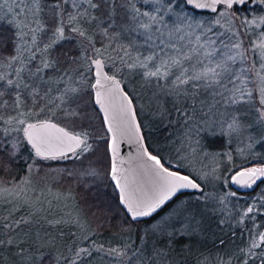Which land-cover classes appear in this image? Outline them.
Listing matches in <instances>:
<instances>
[{
	"label": "snow or ice",
	"instance_id": "1",
	"mask_svg": "<svg viewBox=\"0 0 264 264\" xmlns=\"http://www.w3.org/2000/svg\"><path fill=\"white\" fill-rule=\"evenodd\" d=\"M128 83L134 86L131 92ZM136 87L143 91L136 93ZM255 90L259 100L252 105ZM88 103L99 106L107 134L105 154L96 162L107 160L101 170L118 190L125 213L111 227L127 237L105 247L95 239L97 230L89 229L79 237L73 234L71 255L31 246L18 250L20 264H91L94 254L117 264H183L173 246L194 230L155 216L185 190L200 202L215 198L204 181L220 180V163L232 165L233 157L223 150L206 151L204 137L247 141L248 149L264 146V0H0V203L12 208L0 218V230L8 237L39 215L35 204L43 203L35 192L50 176L87 186L85 178L98 175L84 164L92 159L88 154L95 153L96 141L105 139L88 130ZM249 110L256 112L253 121L246 119ZM141 112L160 125H171L173 113L179 115L187 129L182 159L212 158L215 164H205L208 170L199 173L194 166L185 172L182 164L166 166L145 144ZM125 140L137 146L131 158L135 168H126L130 160L121 156ZM68 161L71 169L44 171ZM223 171L233 172L223 183L237 189L255 191L264 184V160ZM28 191L34 198L21 203ZM230 198L248 197L228 190L217 199L224 204ZM250 199L247 205L234 204L235 216L219 221L231 228L229 220L235 219L241 234H248L245 246L236 249V264H264V231H259L264 224H257V217H264V189ZM25 207L30 209L26 215L13 218ZM145 222L147 229H138L133 238L134 226ZM67 223L83 231L78 221ZM12 242L0 239V245ZM232 260L210 252L197 264Z\"/></svg>",
	"mask_w": 264,
	"mask_h": 264
},
{
	"label": "trees",
	"instance_id": "2",
	"mask_svg": "<svg viewBox=\"0 0 264 264\" xmlns=\"http://www.w3.org/2000/svg\"><path fill=\"white\" fill-rule=\"evenodd\" d=\"M4 30L5 34H7L8 29L6 26H4ZM89 80L94 82L92 77H89ZM133 87L132 83H128L126 90L131 92L133 91ZM88 91L91 92L92 90L88 89ZM142 91L143 89L139 87L135 89L136 93H141ZM258 100L259 96L255 90L251 104L257 105ZM143 103V100L138 101V105H143ZM87 115L90 117L92 125V127L88 129L90 134L95 137V135L99 133L101 136L105 137L104 140H98L94 144L95 153L88 154L92 159L90 161L85 159L84 161L86 166L90 164L92 167L96 168L98 175L95 178H85L88 181L87 186H82L81 183H77L76 181L69 182L67 180H62L57 182L53 175L48 178L46 184H41L38 188L41 190L45 189L46 191L50 189L54 193L59 192L70 197L75 209L74 211L78 215L77 221L83 231L67 223L69 220H74V217H71V215L70 217H66L65 213H62L58 208L42 209L39 215L33 218L34 222L32 224L22 227L18 231L19 234L23 235V237H20L22 238L20 240H25L24 234L27 233L30 227H35V231L40 229L39 231L45 234H40L39 243L35 246H42L44 252H50L53 255H71L69 249L74 247L73 234L79 237L83 235V232L89 229L97 230L95 239L102 242L105 247L122 244L127 237V233H118L116 228L111 227L113 224H119L120 219L124 217L125 213L118 202V190L115 188L113 182L106 176L105 171L101 170L106 169L107 160L104 159L101 163L96 162L97 159L104 156L106 150L107 134L103 127V115L94 103L87 104ZM255 118L256 112L249 110L246 119L253 121ZM139 119L142 121L143 125H145V127H143V132L145 134L146 146L153 154L162 156L166 166L175 167L176 165L182 164L183 167L180 169L182 172L190 171L194 166L197 173H199L208 170L204 167L205 164L209 166L215 164L216 161L212 158L207 160H204L202 157H198L195 160L191 157L182 159L186 154V147L184 146H186L185 133L187 129L184 128L182 118L179 115L173 113L171 119L174 122L171 125H168L167 122H165V125H160L157 121L145 119L144 112L139 113ZM209 119L215 120L217 117L210 116ZM224 119H227V117ZM64 123L68 122L65 121ZM69 127H71L70 124ZM217 131H219L218 128ZM203 143L206 151L216 153L223 150L225 152H231L233 157L232 165H228L226 162L220 163V171L217 173V175L221 176L220 180L208 179L204 181L205 191L211 193L215 198L209 199L206 202H200L195 198L192 192L185 190L155 216L157 220L164 217L173 225L179 226L183 223L194 230L192 234L179 239L173 246L176 255L179 256L183 264H197L198 259L202 255L207 256L208 253L222 246L220 240L223 239L225 243L236 241L244 233H247L244 232L241 234L242 226H237L235 219L229 220V223L232 225L231 228L228 224L221 226L219 221L228 218L229 215L235 216L237 209L233 208L234 204L247 205L252 202L250 199L251 197L256 196L260 189H264V184H261L260 189H256L255 191H245L233 188L230 183H223L225 177H230L233 174L232 171L224 173L223 170L225 167L239 169L258 165L261 160H264V146L254 145L252 149H248L246 147L247 141L240 143L237 140L219 135H206ZM178 150H180L179 154ZM216 160H219V157H216ZM189 161H191V163H189ZM64 167L71 169L73 167V162H57L54 164L53 168H45L44 171L55 173L58 169ZM76 167L79 168V162L76 163ZM20 174L23 175L22 172ZM228 190H236L239 193H244L248 198L241 199L238 202L230 198L225 201L224 204L219 203L217 198L224 195L225 191ZM225 208L226 210L222 211V209ZM1 210L0 214H5L0 216V218L8 217L10 212H12V210H7L3 207ZM29 211L30 209L25 207L22 208L19 213H12V216L13 218H15L16 215L23 216ZM61 219L66 221V223L60 225H56L55 223L50 225L47 223V221L54 222ZM237 219H239V217H237ZM245 223L248 228H252L251 221L246 220ZM100 224H105L106 226L102 230H99L98 226ZM257 224H264V217H257ZM138 229H147V222L134 226L133 238L138 234ZM233 231H235L236 235H232ZM259 231H264V227L259 228ZM0 232L3 233L0 235V239H11L12 236L8 237L7 234H4L3 230H0ZM24 243L25 242L19 245L16 243H4L0 245V264H20V261L13 257V254L18 255V250L20 248L25 249L26 246ZM28 245L29 247L33 246L30 244ZM149 247H151V245H149ZM181 249L186 250L181 253ZM95 256L104 259L100 264H117L112 258L104 257L103 254H94V257Z\"/></svg>",
	"mask_w": 264,
	"mask_h": 264
},
{
	"label": "rangeland",
	"instance_id": "3",
	"mask_svg": "<svg viewBox=\"0 0 264 264\" xmlns=\"http://www.w3.org/2000/svg\"><path fill=\"white\" fill-rule=\"evenodd\" d=\"M132 79H135V77H133ZM249 87L251 88L252 86L249 85ZM256 93L257 95L259 96V93H258V90H256ZM186 147V146H184ZM231 185V184H230ZM242 190H248V189H242ZM60 194V198L59 199H56V196ZM33 192L32 191H28L27 192V195L25 197L22 198L21 200V203L23 201V199H27V198H34L33 196ZM35 196L36 197H39L40 200L42 201L43 203V206L41 207V204L37 203L35 204V207L40 209V211L42 209H49V208H58L62 213L64 212L65 213V216L66 217H74V220L77 221V213L74 211V206L71 202V199L70 197L68 196H65L64 194L62 193H54L53 191H46L45 189H37L36 192H35ZM5 208V209H9V210H12L11 207L3 204V203H0V211L1 208ZM6 210V211H7ZM5 211V212H6ZM5 213H2L0 214V216H3ZM24 216V215H23ZM40 218V217H39ZM38 226H41V225H38ZM42 227V226H41ZM35 227H30L28 230H27V233L24 234V238L25 240H20L22 238L20 237H23L22 234H19L18 232H16L12 237H11V240L13 241L12 244H21L23 242H25V250L29 249V245H33L35 246L36 244H38V240H40V234L43 235L45 234L44 232H40L39 230L40 229H37V231H35ZM4 234H7L6 232H4ZM247 239H248V234L247 233H244L242 236H240L236 241H229L227 243H224L222 246L216 248V250L212 251L211 253H214V254H218L219 256L223 257L224 259H228L229 257H233V260H232V264H236V261L234 259V256H235V253H236V249L239 248V247H244L245 244L247 243ZM13 257L17 258L18 261H20V257L18 255H14L13 254ZM102 261H104V259L100 258L99 256L98 257H93L91 259V264H100Z\"/></svg>",
	"mask_w": 264,
	"mask_h": 264
},
{
	"label": "water",
	"instance_id": "4",
	"mask_svg": "<svg viewBox=\"0 0 264 264\" xmlns=\"http://www.w3.org/2000/svg\"><path fill=\"white\" fill-rule=\"evenodd\" d=\"M96 107L99 109L98 105H96ZM102 115H103V113H102ZM121 149H122L121 156L124 157L127 160H130V163L126 164L125 167L126 168H135L136 164H137V161L132 160L131 158H133V157H135L137 155L138 149H137L136 144L135 143H129L128 141L125 140L121 144ZM232 187L237 189L235 185H232ZM237 190H240V189H237Z\"/></svg>",
	"mask_w": 264,
	"mask_h": 264
}]
</instances>
